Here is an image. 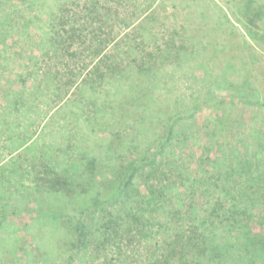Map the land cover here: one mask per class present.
Returning <instances> with one entry per match:
<instances>
[{
	"label": "rangeland",
	"instance_id": "374dc122",
	"mask_svg": "<svg viewBox=\"0 0 264 264\" xmlns=\"http://www.w3.org/2000/svg\"><path fill=\"white\" fill-rule=\"evenodd\" d=\"M149 62L164 66L156 74L159 83L149 79ZM96 65L92 89L87 74ZM110 67L122 72L130 67L127 91L135 97L166 98L168 106L181 110L188 139H179L175 155L186 174L200 179L186 187L175 179L162 215L132 212L131 225L122 228L116 244L94 251L68 248L34 215V197L24 193L34 174L19 159L21 149L42 139L60 110L71 107L82 121L69 125L76 133L73 144L91 134L138 164L135 111H96V104L111 103L112 82L101 77ZM82 79L87 84L81 96ZM263 98L264 0H0V197L14 205L0 213V264H150L158 256L157 244L188 226V215H171L172 206L180 204L184 212L188 204L197 209L204 204L203 174L215 173L222 184L228 180L232 191L242 186L251 187L250 197L260 194L241 215L243 231L230 227L235 240L263 237ZM85 123L96 127L88 133ZM150 182L155 181L139 177L136 199L149 197ZM257 261L264 264V257Z\"/></svg>",
	"mask_w": 264,
	"mask_h": 264
},
{
	"label": "trees",
	"instance_id": "16d2710c",
	"mask_svg": "<svg viewBox=\"0 0 264 264\" xmlns=\"http://www.w3.org/2000/svg\"><path fill=\"white\" fill-rule=\"evenodd\" d=\"M92 16L95 17V14ZM73 55L71 52L70 56ZM149 64L153 65L148 66L153 70L149 79L156 83V74L164 66L156 62ZM139 67L143 68L141 65ZM97 68L100 67L93 66L87 74L92 89H95V79L92 78L95 75L92 74ZM129 68H124L123 72V69L112 67L108 71L102 70V79L109 77L106 80L112 82L107 99L111 103L95 106L96 111H103L104 114L121 111L132 115L135 111L134 117H131L132 126L135 127L133 134L138 136L140 143L136 156L138 164L134 159L125 160V156L116 154L112 142L104 144L91 134H87L85 140L78 138L73 144L76 133L73 125L72 128L69 125L76 123V127L82 121L80 114L71 107L60 110V117L53 120V127L43 133L42 139L30 142L24 147L22 143L13 147H23L19 159L26 168L29 167L31 175L34 174L32 184L24 192L25 196L34 197V215L45 227H52L55 238L62 239V243L68 248H89L94 251L116 244L124 235L122 228L131 225L132 212L142 216L141 213L148 210L162 215L167 212L168 197L176 188L175 179L180 178L184 187L188 181L195 184L200 179L186 174V168L180 167V158L175 155V146L179 139H188V125L183 121L181 110L173 104L168 106L166 98H157L151 94L147 97V93L135 97L127 91L128 86H131L127 80L128 75L130 76ZM85 83L87 84L86 79H82V83L78 85L81 96L85 92ZM146 83L147 80L144 84ZM89 96L88 94V98L83 99L86 107L90 105ZM135 100L136 105L133 102ZM261 100L264 108V98ZM93 120H96L95 115ZM85 124L88 133L96 127ZM10 131L11 126L6 131L11 136ZM50 134L54 136L53 139L48 137ZM108 134H112V131ZM92 152L94 155L89 154ZM78 154V158L74 156ZM104 154H108V158H103ZM104 161L105 170L101 167ZM166 174L168 177H165ZM140 176L146 177L148 184L149 181H155L150 182L149 186L147 184L149 197L143 196L144 201L134 196L138 195L136 189ZM211 178H214L213 181H210ZM218 179L215 173L202 175L206 199L200 209L194 204H188L182 212L180 204L172 206L171 215H188V226L174 233L170 239H163L157 244L158 256L150 264H231L230 261L233 264H262L257 260L263 261L264 236L260 238L256 235L245 240L236 236L235 240L231 237L234 228L230 227L234 226L240 233L243 231L245 224L241 215L252 208L248 202L255 205L261 198L260 194L250 197L253 194L251 187L246 189L242 186L232 191L225 186L228 180L222 184ZM13 206L11 202H5L0 197V213L3 208ZM130 231L125 230L126 233ZM34 246L37 250L40 248L39 243H34Z\"/></svg>",
	"mask_w": 264,
	"mask_h": 264
}]
</instances>
